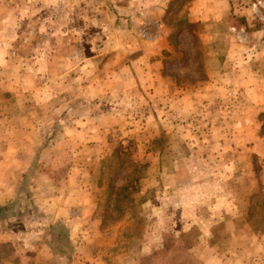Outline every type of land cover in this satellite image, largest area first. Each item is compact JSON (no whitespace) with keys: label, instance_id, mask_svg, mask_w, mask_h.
I'll return each mask as SVG.
<instances>
[{"label":"rangeland","instance_id":"rangeland-1","mask_svg":"<svg viewBox=\"0 0 264 264\" xmlns=\"http://www.w3.org/2000/svg\"><path fill=\"white\" fill-rule=\"evenodd\" d=\"M0 159V264H264V0H0Z\"/></svg>","mask_w":264,"mask_h":264},{"label":"crops","instance_id":"crops-1","mask_svg":"<svg viewBox=\"0 0 264 264\" xmlns=\"http://www.w3.org/2000/svg\"><path fill=\"white\" fill-rule=\"evenodd\" d=\"M62 15H63V13H62ZM81 18H83V16H82ZM60 28H61L63 31L65 30V32L69 31V29L66 28V27H64V26H60ZM76 28H77L78 30L81 29V27H76ZM94 57H95V56H93V57L91 58V56H83V55H81V58L79 59V63H80V64H85V63H88V62L91 61L92 65H93V64H95V59H94ZM87 58H88V59H87ZM90 58H91V59H90ZM98 66H99V61H97V65H95V67L98 68ZM94 77L96 78L95 75H94ZM97 81H99V80L97 79ZM94 88L96 89V87H94ZM96 92H97V95H98L99 92H100V90H99V89H96ZM86 97H90V95H86ZM2 162H3V160L0 159V163H2ZM4 178H5V177H2V175H1V173H0V187H1V185L3 184V179H4ZM38 178L46 179V178H47V175H46L45 173L43 174V172H42V173H38V174H34V175H33V179H37V180H38ZM45 181H46V180H45ZM216 262L222 264V263H221V260H220V261H217V260H216Z\"/></svg>","mask_w":264,"mask_h":264},{"label":"built area","instance_id":"built-area-1","mask_svg":"<svg viewBox=\"0 0 264 264\" xmlns=\"http://www.w3.org/2000/svg\"><path fill=\"white\" fill-rule=\"evenodd\" d=\"M141 34L148 40L153 39V37L155 36V34L148 28H143V30H141Z\"/></svg>","mask_w":264,"mask_h":264}]
</instances>
